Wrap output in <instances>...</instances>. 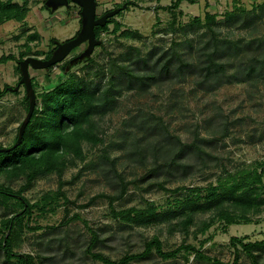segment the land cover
<instances>
[{
    "label": "rangeland",
    "instance_id": "374dc122",
    "mask_svg": "<svg viewBox=\"0 0 264 264\" xmlns=\"http://www.w3.org/2000/svg\"><path fill=\"white\" fill-rule=\"evenodd\" d=\"M11 1L27 7L28 12L23 21L13 19L0 23V56L13 53L19 57L24 51L27 52L24 58L30 55L46 58L48 52L58 48L59 42L71 39L83 30L85 14L77 33L73 29L78 22L68 15L70 8L71 13H75V10L78 12L79 5L70 6L62 0ZM97 1L98 13L116 9H120V12L112 17L108 28L102 30L99 37L101 41L94 48L91 49L89 41H85L57 64L47 68L30 67L37 93L71 75L104 85L109 77L110 59L121 57L129 45L140 47L144 54L163 49H168L170 54L174 47L184 58L197 63V54L211 38V33L205 26L197 28L198 24L195 26L197 29L185 33L181 31L180 25L192 23L197 16L205 22L208 12L216 15L214 28L218 37L242 38L244 41L255 37L264 39V0H196L195 3L182 0L176 6L172 5L176 0ZM169 5L172 8H166ZM174 14L177 19L175 31L171 28ZM116 21L122 25L117 31L114 30ZM33 33H38L39 37L31 39L30 34ZM174 40L178 45L173 44ZM234 58L233 63L238 64L242 57ZM64 65L66 69H63ZM21 75L17 60L0 62V86H19V92L11 90L0 98V146L3 147L14 142L18 127L28 112L26 86L19 84ZM198 80L199 76L190 73L181 79L173 78L171 85L152 86L145 91H124L109 111L95 115L103 141H83L85 158L81 160L75 157L76 163L69 161L64 169L63 178L67 183L63 189L71 202L66 203L57 193L59 175L56 171L38 175L22 194L30 203L38 205L33 208L30 218H24L25 225L29 226L24 225L14 237V251L33 254L37 264H106L92 258L87 252L92 237L88 227H92L100 234L93 251L102 252L113 260L127 252L143 250L144 242L158 235L165 250L174 249L183 243L192 244L206 255L231 264L235 258L232 236L244 241L263 240L264 205L248 211L247 214L252 217L248 222L237 218L229 223L228 219L218 216L219 207L196 211L186 230L180 222L185 217L182 212L184 208H178L177 205L187 194H192L188 188L199 186L203 200L209 193L210 185L233 182L256 166L261 171L263 167L260 164L264 163V79L234 78L232 82L223 83L211 92L202 90L197 84ZM139 107L162 115L170 132L179 135L184 142L193 141L196 132L200 136L216 137L217 140L212 144L204 145L211 154L206 156L207 165L202 166L200 159L193 154L188 161L195 166L187 174L161 171L142 178L151 164L139 165L126 157L132 135L126 120ZM105 148L116 158V167L125 177L135 180L126 195L114 202L117 210L129 207L143 210L155 206L157 211L178 209V215L170 221L146 225L113 216L109 200L104 197L82 206L98 193L117 191L110 183L109 177L113 172L101 157ZM26 178L24 173L10 174L7 169H0V184L12 189L14 195ZM157 180L165 181L164 185L169 189L181 185L186 188L178 192L167 191L155 184L151 185ZM261 191L264 197V190ZM7 201L8 205L0 202V220L23 210L15 196ZM223 207L226 211V208L235 209L228 201ZM239 211L236 210L237 213ZM76 213L80 214V218L69 220ZM205 224H208L206 228ZM31 226L40 228L33 229ZM259 252L260 262L264 264V249ZM239 254V264H250L244 251L241 250ZM0 264L21 263L16 258L11 262L5 261V255L0 250ZM132 264L213 263L197 258L194 251L183 249L176 258L162 259L154 253L150 258L133 261Z\"/></svg>",
    "mask_w": 264,
    "mask_h": 264
},
{
    "label": "trees",
    "instance_id": "16d2710c",
    "mask_svg": "<svg viewBox=\"0 0 264 264\" xmlns=\"http://www.w3.org/2000/svg\"><path fill=\"white\" fill-rule=\"evenodd\" d=\"M182 0H176L172 5ZM195 3L196 0H188ZM172 5L166 8H172ZM264 6V3L263 5ZM27 7L22 4L10 1H0V23L9 19L23 21L27 14ZM173 12V10H172ZM232 15L233 13L229 11ZM228 13V14H229ZM114 17V16H113ZM113 21L110 17L105 25H98L95 28L96 38L99 39L103 29H107ZM176 16L171 21V28L175 31L177 27ZM217 23L216 15L208 12L205 22L201 17L194 18L192 23L180 25L181 31L187 33L196 24L205 26L211 33V38L207 40L198 52V61L192 62L184 58V55L172 47L169 54L168 49L150 51L144 54L140 47L129 45L119 58L110 59L109 77L104 85L93 83L92 81L80 80L79 77L71 75L61 78L58 84L37 93L35 85L32 84L36 92V105L31 119L26 125L23 137L19 143L20 125L14 142L7 146H0V169H7L10 174H26V182L13 193L12 189L0 184V202L8 205V199L16 197L23 210L14 213L0 220V250L5 255V261L11 262L16 258L21 264H37L36 258L31 253H17L14 251L13 239L20 229L25 225L24 218H30L33 208L38 204L30 203L22 195L28 189L33 180L40 174L56 171L59 175L58 195L62 196L66 203L71 202L67 193L63 189L67 181L63 178L64 169L69 161L76 163L75 157L83 160L85 158L83 141L99 143L103 141L99 124L94 118L95 115L104 114L115 103V100L124 91L138 90L145 91L152 86L162 87L163 84H172L173 78L185 77L187 74L199 76L197 84L201 89L211 92L223 83H230L236 79H252L255 77L264 79V39L255 37L244 41L241 39H231L229 37H218L214 28ZM121 23L116 21L114 30L121 28ZM196 28V29H197ZM39 37L38 33L30 34L31 39ZM69 40V39H67ZM65 40V41H67ZM100 40V39H99ZM101 41V40H100ZM244 41V42H243ZM190 43V41H188ZM173 44L178 45L176 41ZM29 46V45H27ZM192 47V43L190 44ZM56 50V49H55ZM47 53L46 58L54 55V52ZM27 52H21L20 56L13 53L0 56V62L17 60V69L21 72L20 61L24 59ZM244 54V55H243ZM238 64L233 63L234 57L240 56ZM57 64V63H56ZM66 69V65L63 66ZM233 71H229V70ZM22 77V75H21ZM19 92L15 87L6 84L0 86V98L9 91ZM26 109H29L30 97L26 90ZM130 146L126 152V157L132 159L139 165L151 164L148 172L142 178H147L150 174L164 172L173 174L181 172L187 174L195 164L188 161L191 155L200 159L202 166H206V156L211 154L205 150L204 145L212 144L216 137L208 138L200 136L196 132L195 138L191 142H184L179 135L170 132L169 126L162 115L155 111L139 107L130 114ZM70 155V157H69ZM103 163L109 165L113 172L110 175V183L117 190L114 193H98L82 206H88L99 197L109 200L112 214L115 217H122L136 223L152 224L163 221H170L178 215V209L157 211L155 206L138 209L129 207L117 210L114 202L122 199L128 192L130 184L135 180H129L122 171L116 167V158L112 157L105 148L101 155ZM263 170L259 171L258 166L247 171L240 178H235L230 183H220L210 185L209 193L201 196L200 187L188 188L190 193L186 198L179 200L178 208L183 209L185 216L180 222L186 230L194 219V213L198 210H208L219 207L217 213L220 218L228 219L230 223L245 220H252L247 213L250 210L261 208L264 205V163L260 164ZM108 176V175H107ZM165 181L157 180L151 182L167 191L178 192L185 185L169 189L164 185ZM228 201L235 209L227 211L223 209V204ZM188 209V211H186ZM229 210V211H228ZM232 212V213H231ZM80 218V214H74L69 220ZM208 225V224H207ZM205 224V228L207 227ZM29 226V224L25 225ZM38 229L40 226H31ZM91 232V244L87 252L94 259L103 261L106 264H132L133 261L150 258L154 253L162 259H171L179 256L181 250L194 251L199 259H207L213 264H230L218 258L211 257L203 253L192 244L183 243L178 247L165 250L162 240L158 235H154L144 242V249L136 252H127L119 259L113 260L102 252L93 251L97 244L99 232L88 227ZM231 244L235 247V258L231 264H239L240 254L244 251L250 259V264H261L260 250L264 249V239L255 241H244L232 236Z\"/></svg>",
    "mask_w": 264,
    "mask_h": 264
},
{
    "label": "water",
    "instance_id": "95a60500",
    "mask_svg": "<svg viewBox=\"0 0 264 264\" xmlns=\"http://www.w3.org/2000/svg\"><path fill=\"white\" fill-rule=\"evenodd\" d=\"M74 1L82 6L83 17L84 14L86 17L83 30H81L75 37L64 42H59L58 48L55 50L54 55L50 58H41L38 56L30 55L20 61L22 77L20 79L19 84H25L30 100H29L28 112L20 125L19 138L17 143H19L23 137L26 125L28 124L34 112L36 100H37L36 92L32 84V77L30 75V67L47 68L51 65L59 63L75 47H77L78 45L82 44L85 41H89L91 49L94 48V46L100 42V40L96 38V32H95L96 26L105 25L110 17H113L120 12V9H116V10L108 11L102 16H98L97 0H74ZM62 2L68 3V0H62ZM15 89H19V86L17 85Z\"/></svg>",
    "mask_w": 264,
    "mask_h": 264
},
{
    "label": "crops",
    "instance_id": "0c3cea01",
    "mask_svg": "<svg viewBox=\"0 0 264 264\" xmlns=\"http://www.w3.org/2000/svg\"><path fill=\"white\" fill-rule=\"evenodd\" d=\"M79 5V7H78V12L75 10L74 12L75 13H71L72 12V10H70L69 9V11H70V14H69V11H68V15L69 16H72V17H74V19H76V21L78 22L77 23V25L75 26V28L73 29V31L74 30H76V33L80 30V28L82 27L81 26V21H82V19H83V14H82V6L80 5V4H75V3H70L69 5L71 6V5ZM76 9V8H75ZM69 18V17H68ZM9 20H13V19H9ZM14 20H16V19H14ZM69 20V19H68ZM78 30V31H77ZM10 61V60H9ZM8 62V61H7ZM7 62H2V63H7Z\"/></svg>",
    "mask_w": 264,
    "mask_h": 264
},
{
    "label": "flooded vegetation",
    "instance_id": "af4514ba",
    "mask_svg": "<svg viewBox=\"0 0 264 264\" xmlns=\"http://www.w3.org/2000/svg\"><path fill=\"white\" fill-rule=\"evenodd\" d=\"M72 2H74L75 3V1L74 0H68V4H70V3H72ZM77 3V2H76ZM98 5V4H97ZM48 5H46L45 7L46 8H48L49 10H51L50 8H49V6L47 7ZM106 12H108V11H105V12H102V13H98V16H102L103 14H105ZM81 29V28H80Z\"/></svg>",
    "mask_w": 264,
    "mask_h": 264
}]
</instances>
